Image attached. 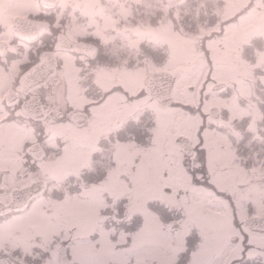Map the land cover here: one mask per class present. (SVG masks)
Instances as JSON below:
<instances>
[{"label":"flooded vegetation","instance_id":"af4514ba","mask_svg":"<svg viewBox=\"0 0 264 264\" xmlns=\"http://www.w3.org/2000/svg\"><path fill=\"white\" fill-rule=\"evenodd\" d=\"M221 3L0 0V264H146L132 245L146 216L127 211V190L109 189L142 184L126 179V169H145V186L159 185L170 201L203 191L229 204L230 226L209 230L225 236L218 243L226 256L204 264H264V84L239 96L240 115L197 98L192 123L193 102L184 104V131L170 137V73L179 78L170 39L189 33L182 22L223 25ZM242 40L229 52L219 42L215 55L256 71L264 36ZM153 74L161 78L149 88L161 103L144 84ZM226 81L204 85V96L228 98ZM220 82L225 90L213 92ZM171 157L187 175L183 190L168 184ZM148 202L153 213L165 208ZM171 218L177 229L181 217ZM199 231L207 233L189 229L172 264H190Z\"/></svg>","mask_w":264,"mask_h":264},{"label":"rangeland","instance_id":"374dc122","mask_svg":"<svg viewBox=\"0 0 264 264\" xmlns=\"http://www.w3.org/2000/svg\"><path fill=\"white\" fill-rule=\"evenodd\" d=\"M220 6L217 8V14L220 15L223 25H220V22H182L189 27V33L187 32L186 36L181 34L170 39V71L179 73L178 81L173 89L174 100L170 106V137L173 133L184 131L188 115L184 104L193 102L194 110L190 112L192 123L197 120L195 118L197 98H204V104H218L231 111V114L240 115L241 113L238 112L240 107L237 104L239 96L247 93L246 87L254 81L264 84V52L258 54L254 63L256 71L251 70L252 66L242 64L239 57L234 56L224 60L221 56L215 55L219 42L225 44L229 52L235 47L238 37L245 42L251 36L255 38L264 36V11L260 0H222ZM214 33H216L215 36ZM203 50L209 52L207 60L203 56ZM218 80H227L226 82L232 86L229 97L209 94L205 97L204 94H207L209 90L203 89V86ZM190 85L194 87L192 92L188 91ZM176 152L177 147H172L170 153ZM177 158L171 157L174 164L170 167L168 184L173 191L183 190L187 179L186 173L178 165L180 161ZM145 163L143 160V165ZM146 172L145 169L135 172L126 169V179L134 181L140 179L142 183L132 188L128 186V181H122L120 186L114 183L109 185L112 193L122 194L124 190H127L131 198L127 205L128 212L139 211L146 216L142 228L139 229V235L132 241L133 247L137 249L136 254H140L137 260H142L146 264H172L177 254L185 249L182 243L193 226L200 229L205 227L207 233L200 235L199 231L201 236L199 246L194 245L188 252L190 264H204L210 255L214 258L225 257L226 250L220 251L218 243L220 238L225 236L213 235L209 230L214 225L219 228L230 226L233 211L229 208V204L216 196L214 197L216 199L208 198L203 191L193 192V194H188L186 191V198L183 196L180 201H170L171 196L163 195L159 185L154 188L145 186ZM161 178L159 174L158 181H161ZM152 198L160 200L159 204L166 209L161 206L159 208L164 209V212L159 213L157 210L158 215L151 212L148 201ZM171 202L173 208L170 209ZM202 214L205 220H201ZM173 215L174 218L180 216L181 220H178L180 225L177 229L170 230V218ZM198 216L200 219L197 218ZM124 237L121 235L120 239ZM128 248H122L121 252H126Z\"/></svg>","mask_w":264,"mask_h":264},{"label":"water","instance_id":"95a60500","mask_svg":"<svg viewBox=\"0 0 264 264\" xmlns=\"http://www.w3.org/2000/svg\"><path fill=\"white\" fill-rule=\"evenodd\" d=\"M154 78H159L160 79L161 78V75H158V74L148 75L144 79V84H145V87H146V91L149 92V93H151V94H152V92H151L149 86H150L151 80L154 79ZM176 78H177V75H173V74L170 73V103H171V101L173 99L172 98V89H173L174 84L176 82ZM225 88H226L225 83L220 82V83L215 84L212 87V91L213 92H221V91L225 90ZM159 90H161V89H159ZM152 95H154L159 102H160V99H162V98H159L156 94H152ZM176 227L177 226H176L175 222H172L170 228L171 229H174Z\"/></svg>","mask_w":264,"mask_h":264},{"label":"trees","instance_id":"16d2710c","mask_svg":"<svg viewBox=\"0 0 264 264\" xmlns=\"http://www.w3.org/2000/svg\"><path fill=\"white\" fill-rule=\"evenodd\" d=\"M163 210H164V209H162V208H158L159 213L164 212Z\"/></svg>","mask_w":264,"mask_h":264}]
</instances>
